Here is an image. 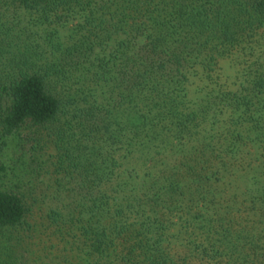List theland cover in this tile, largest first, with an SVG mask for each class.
<instances>
[{"label": "trees", "instance_id": "obj_1", "mask_svg": "<svg viewBox=\"0 0 264 264\" xmlns=\"http://www.w3.org/2000/svg\"><path fill=\"white\" fill-rule=\"evenodd\" d=\"M0 264H264V0H0Z\"/></svg>", "mask_w": 264, "mask_h": 264}, {"label": "rangeland", "instance_id": "obj_2", "mask_svg": "<svg viewBox=\"0 0 264 264\" xmlns=\"http://www.w3.org/2000/svg\"><path fill=\"white\" fill-rule=\"evenodd\" d=\"M33 241H36V242H37L36 238H34ZM35 247H36V246H35ZM35 250H36V254L38 255V249L35 248ZM47 261H48V260H47Z\"/></svg>", "mask_w": 264, "mask_h": 264}]
</instances>
